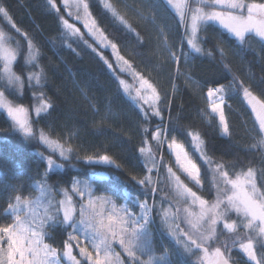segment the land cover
<instances>
[{"label":"trees","instance_id":"trees-1","mask_svg":"<svg viewBox=\"0 0 264 264\" xmlns=\"http://www.w3.org/2000/svg\"><path fill=\"white\" fill-rule=\"evenodd\" d=\"M52 2L55 8L49 0H0L11 18L9 23L0 14L4 34L0 41L13 50L12 74L20 77L19 84H9L0 59V92L5 94L3 101L30 112L33 130L25 137L0 108V226L12 224L14 215L21 216L16 204L30 202L41 187L57 196L76 180L104 173L106 178L93 181V195L124 189L150 208V221L137 233L138 240L132 226L126 228L125 246L112 243L119 264H198L195 257L201 255L205 264L203 251L193 245V253L187 254L165 233L162 211H173L176 228L184 234L179 239L188 243L180 220L184 191L194 192L205 204L213 203L218 195L216 179L224 181L222 169L229 180L251 170L257 189L264 192V132L250 97L244 94L247 88L264 103L263 38L251 32L238 42L215 22H203L201 51L195 52L186 43L184 24L164 0H83L97 35L108 45L99 49L71 21L61 1ZM253 3L264 0H245ZM64 21L77 25L80 33L70 32ZM113 53L123 58L119 62L124 71H119ZM141 77L155 90L153 105L141 98L137 85ZM127 84L135 97L125 93ZM209 89L216 94L209 97ZM36 98L45 108L34 116ZM219 100L227 134L221 133L209 109ZM157 111L159 116L153 114ZM158 131L160 136L153 139ZM41 134L61 147L65 156L50 153L40 142ZM193 136L200 141L199 150ZM173 141L197 165L200 187L175 167L165 149V143ZM104 155L113 163L101 161ZM47 159L58 166L49 169ZM57 220L52 216L44 224L42 240L56 250L62 264H72L63 252L74 232ZM220 228L216 241L206 247L223 248L229 233ZM71 244L79 264H90L80 254L82 244L73 240ZM0 247L6 249V241H0ZM253 248L264 264V245L255 242ZM126 249L135 253V259ZM225 255L232 264H256L236 245Z\"/></svg>","mask_w":264,"mask_h":264},{"label":"rangeland","instance_id":"rangeland-1","mask_svg":"<svg viewBox=\"0 0 264 264\" xmlns=\"http://www.w3.org/2000/svg\"><path fill=\"white\" fill-rule=\"evenodd\" d=\"M60 1L64 9H66V12L69 18L71 19V21L73 23L78 24L80 28L82 29V31L96 43L99 49L108 48V45L105 42L101 43L102 40L97 35V33L93 35L89 31V29L92 27V21L89 18L88 14H85L84 12L83 0L82 2L81 0H67V6H66V0H60ZM164 1L167 2L171 10L180 18V20L184 24L185 40L189 48L197 52L195 48H193L192 44L188 43V41L192 40V42L201 49V46L199 43V26L201 23H203V21H199V20L197 21V31L195 34H193L192 18L195 15H199L200 11L210 12L216 9H211L214 6L209 2V0H190V1H193V3H190L189 0H172L171 3H169V0H164ZM78 3L80 4L79 8L76 7ZM206 6L211 7V8H208ZM68 24L72 25V28H69L70 32H72L73 34L80 33V30L77 28V25L71 24V23H68ZM73 29L78 30V32H73ZM225 31L229 35H231L233 38H235L238 42H241V40L236 38L234 35L230 34L227 30ZM109 49L111 50V47H109ZM7 55L15 56L13 50L0 41V59L2 60V63H3V71L5 73L4 75L6 76V80L7 79L9 80L10 74L5 72V65L7 63V61L5 60V56ZM113 55H114V60L116 62V65L119 71L121 72L124 71L125 70L124 66L120 64V62L117 60V54L113 53ZM14 62H15V59L12 60L10 64H8L11 74L13 72ZM137 85H138L139 91L142 92L141 98L146 103L153 105L156 99L151 89L147 85H144L142 87V81H138ZM124 91L127 95L131 97H135L128 84L124 86ZM219 101L213 103L214 104L213 108L218 107V111L213 112L212 110L211 113L213 115L219 114L222 111L223 103L222 101L220 102ZM3 102L8 103L6 102V100H4ZM253 103L254 102L251 101L250 103L251 106H253ZM11 106L16 108V106H13V105ZM44 108H45V105L42 103V101L36 98L31 108V112L34 116H36L38 115L37 110L38 109L40 110L39 112L40 114L41 112L44 111ZM258 108L259 107H257V109ZM3 110L6 112L5 108H3ZM25 110H26V118L29 124L30 112L27 109ZM255 112L257 113V111ZM21 118L22 119L25 118V114H21ZM217 121L219 124L220 123L219 120ZM222 126L223 128H220L221 133L225 134L224 132L225 122ZM197 138H198L197 136H193L192 140L197 150H199L200 141ZM40 142L46 147V149L50 153L56 154L58 157L65 156V154L64 156H61L62 148L59 147L58 145L51 142L52 146H49V144L44 143L42 140ZM172 144L173 142L165 143V149L171 155L175 167L178 169L180 173H182L187 178L188 181L193 183V185L200 187V183L197 184L194 180H192L187 175V173H185L182 170L180 165L177 163L175 152L172 150V148L169 147V145H172ZM57 166H58L57 163L53 161L51 165L48 164L49 169L56 168ZM150 166L153 168L152 164ZM248 172L249 171L243 172L231 180H235L237 177H240L243 180L247 177ZM106 177L107 176L104 173H96L93 177L88 178L87 180H76L73 183V185L70 186L68 190H61L60 193L57 194V196L56 194H48V191L44 187H41L39 193L34 198H32L30 202L23 201V202H18L16 204L15 209L17 213L22 212V215L21 216L14 215L13 223L16 222V217L19 216L20 222L25 227H30L33 231H38L40 233H41V229L43 228L44 224L52 220V216H55L58 219L57 221L62 222V224H65L62 220L63 219V209L61 208V202H64L65 207L70 206L74 209V213H73L74 221L69 224H65V225H69L71 230L74 232V235L72 236L79 238V241H80L79 244H82L83 247H86L88 251L92 253L93 260L96 258V247H98L100 249V259L103 260L105 264H119V260L117 256L115 255V252L113 251V247L110 246L107 252V256H105V251H104L105 244L101 242L102 237L99 233L100 232L107 233L108 241L110 245H112L113 242L120 244L119 239L121 238L126 239V232H122L120 230L130 227L129 226L130 221H129L128 214L130 213L133 219L137 220L138 223L143 225L140 229L142 230L147 225V223L150 221V208L146 204V202L139 200L137 196H135L134 194L124 189L121 190L120 192L117 191L116 189L114 190L110 189L101 195H93V189H94L93 181L96 179H102ZM199 177H200V173H199ZM251 179L255 183L254 173ZM215 183H216L218 195H216V198L213 201V203L203 205V210H206V216L204 220L200 219V213L202 211V206L200 204V201L196 199L195 197H193L190 194L191 193L190 191L188 192L184 191L185 194L182 195V200H181L184 206V210H181L182 212L181 216H183L184 214L183 216L184 218L181 217L180 219L181 223L185 226L183 227L184 233L186 235L191 233L192 235L197 236V237L208 236L209 226L211 222L210 220H208L207 217L213 214L211 211L212 206L216 204L218 201H223V203H221L220 205V209H218V211L223 212V219H220L218 223L214 226L215 234L213 235L212 239L207 242L206 246H209L210 243H213L214 241H216L217 237L220 235L219 234V231L221 229L220 227L224 229V233H229L228 236L224 237L225 243L223 244L224 246L222 245L223 246V248L221 249L222 252L225 251L226 245L228 246L229 249L232 246L236 245V247L241 248L242 250H243L242 245H246L249 242L253 244V247L255 245V242H259L264 245V237H261L259 235L258 230H254L256 228L255 223L253 224V229L246 228L244 226L246 221L244 220L242 214L238 215L235 211H232V210H229L227 212L223 211L225 204L227 203L228 196L233 195V193L236 190L233 189L230 184L225 183L223 180L219 178L216 179ZM115 198L120 199L119 203H115L114 201ZM69 201H70V204H69ZM141 204L146 205L147 211H145V209L140 207ZM58 209L60 210L58 211ZM109 215H112L113 222H115V225H116L117 235L115 239H113L111 231L108 229L109 222L107 221V217ZM143 216L148 217L147 223L143 222V219H142ZM162 216H163L164 226L166 229L165 233L171 239H173L174 242L182 246L185 253L187 254L193 253V250L189 252L185 249V244L187 242L184 243L183 240L179 239V236L177 234L176 224L174 223L173 211L169 208H165L162 211ZM101 219H103L105 222V227L103 229H101L100 224H99V220ZM81 220H83L84 223H80L79 221ZM125 221H128V222L125 223ZM233 221L236 222V226L234 230L229 231L228 229L224 228L225 222L232 223ZM86 225H90V226L86 228ZM135 227H138V225H135ZM238 228L242 229V230L241 229L239 230L240 232L242 231V233L240 232L238 233L236 231ZM178 240L180 241L179 243L177 242ZM73 242L77 244L76 239H73ZM93 243H95L96 247L93 246ZM6 247H7V243H6ZM192 248H193V245L191 246V249ZM207 248H208V256L205 258V260L207 259V262L205 261V264H214V258L212 256V253L214 252L216 246L207 247ZM41 255H43V253H41ZM201 257L198 259L195 257V261L198 264H201L202 260L204 259ZM48 259L51 264V261L53 260V258L49 255ZM55 261H56V264H62L58 255H56Z\"/></svg>","mask_w":264,"mask_h":264},{"label":"snow or ice","instance_id":"snow-or-ice-1","mask_svg":"<svg viewBox=\"0 0 264 264\" xmlns=\"http://www.w3.org/2000/svg\"><path fill=\"white\" fill-rule=\"evenodd\" d=\"M82 2V0H81ZM172 0H169V3H171ZM49 3H52L53 8H55V4L52 2V0H49ZM210 3L218 8V10H213L210 12H203L200 11L199 15L193 16L192 20V32L193 34L197 31V21H203V22H216L218 23L223 29L227 30L230 34L234 35L239 40L243 41L245 39L246 34L255 32L258 36L261 38H264V4H245V0H210ZM66 6H67V0H66ZM80 4L78 3L76 5L77 8H79ZM83 9L85 14H87L88 11V4H83ZM0 14L3 15L4 18L9 20V23H11V18L9 16V12L6 10L5 7L0 6ZM65 26L68 28H72V25L67 24V21H64ZM87 26V25H86ZM12 27L16 29L17 32L20 31L19 28L16 27L15 24H12ZM89 31L95 35L96 31L98 29H95V21H92V27L89 29ZM73 32H78V30L73 29ZM3 33L0 32V39H3ZM85 43H87L85 41ZM103 43V41H101ZM189 44H192L193 48L197 52H200L201 49L197 47L192 40L188 41ZM112 49L115 51L116 45H111ZM15 59V56L7 55L5 56V60L7 61L5 65V72L10 74L9 84H12L13 82L19 84L20 77L15 76L14 74L10 73V69L8 67V64L11 63L12 60ZM123 58L120 57L117 54V60L120 61ZM107 63V61H105ZM124 64H128V62L125 60L123 61ZM129 69L131 68V65L128 66ZM123 70V69H122ZM135 75V73H133ZM142 80V87L144 85H147L149 88H151V85H148V82L146 80H143V78H140ZM155 93V90H153V94ZM244 94L246 97H250L251 101L253 103V111H257V118L259 120V126L260 131L264 132V103H261L259 100L256 99L255 96H252L251 92L248 91L247 88L244 89ZM4 92H0V108H5L7 112V116L11 118V120L14 123V126L17 131H19L21 134H23L25 137H29L33 135V130L28 124L27 118H26V110L23 107H12L10 104L3 102ZM214 95V91L212 89H209L208 96L211 97ZM257 106L259 107V111L257 109ZM213 112L218 111V107H214ZM40 110H37V114L39 115ZM21 114H25V118H21ZM154 115L159 116L160 112H154ZM220 123L221 125L224 124V115L223 113L220 114ZM225 134H227L228 129L227 127L224 128ZM160 132L158 131L156 135L153 137V139H157L160 136ZM40 139L44 142L51 145V142L47 141L46 138L41 134ZM198 139V138H197ZM170 148L175 152L176 161L182 168V170L187 173V175L194 180L197 184L200 183L199 180V170L197 168V165L193 163L187 153L184 151L183 146L180 144L175 143L173 141L172 145H169ZM71 151V149H69ZM141 152L144 151L143 148L140 149ZM61 156H64L63 150H61ZM67 158V157H65ZM100 160L106 163H113V161L110 159L109 156L104 155L100 157ZM89 161H91V158H89ZM48 164H52V160H48ZM151 169H149L150 171ZM169 173L173 176L174 173L171 172V169H169ZM221 176L224 179V182L227 184H230L233 189L236 191L233 193V195L228 196L227 203L224 207V212H227L229 210L235 211L238 215L242 214L244 220L246 221L245 227L249 229H253V224L255 223L256 228L254 230H258V233L261 237H264V192L259 191L256 188L255 183L251 179L253 176V173L251 170L247 173V177L245 179H241L240 177H237L235 180H229L228 179V173L220 171ZM177 184L180 183L179 177H176ZM140 183H144V181H140ZM247 185V187H246ZM190 191V190H188ZM193 197L196 199H199V197H196V194L194 192L190 193ZM16 199L19 201L20 197L17 196ZM223 203V201H218L216 204L212 206V215L208 216V220H210V226H209V235L208 236H201L197 237L192 235L191 233L188 235V243L185 244V249L189 252L192 251L191 246L194 245L195 248L200 249L204 252L205 257L208 256V248L206 247V244L209 240L212 239L213 235L215 234V225L218 223L220 219H223V212L218 211L220 209V205ZM70 204V201H69ZM200 204L202 206V211L200 213V219L204 220L206 216V210H203V205L205 204V201L200 200ZM11 207V206H10ZM141 208L145 209L147 211L146 205L141 204ZM61 208L63 209V222L65 224H69L73 222V213L74 209L70 206L65 207L64 202H61ZM60 209H58L59 211ZM129 221H130V227L138 225V227H133V234L135 235L136 239L138 240L137 233L140 231L142 224L138 223L137 220L132 218V215L129 213ZM143 222L147 223L148 217L143 216L142 217ZM108 223V229L111 231L113 239H115L117 232H116V225L115 222H113L112 215H109L107 217ZM80 223H84L83 220L79 221ZM128 221H125L127 223ZM99 224L101 229L105 227V222L103 219L99 220ZM90 225H86V228ZM236 226V222L233 221L232 223H224V228L228 229L229 231L234 230ZM95 231V229H94ZM120 231L126 232L127 229H121ZM102 237L101 242L105 244V256H107L108 249L110 248V243L108 241L107 233L100 232L99 233ZM178 235H184L183 233L179 232V229H177ZM73 239L77 240V246H79V238L72 236L69 234L68 236V243H66L65 248L66 250L63 252V255L68 258L69 261L72 262V264H79V262L76 260V258L72 255V244L71 241ZM0 241H6L7 247L4 249L3 247H0V264H50V261L48 259L49 255L53 258L51 261V264H56L55 257L57 255L56 250L54 248H51L48 244H44L42 242L41 233L38 231H33L30 227H25L20 222V217H16V222L12 224H6L4 226H0ZM180 242L179 240L177 241ZM119 243L121 246H125L126 241L121 238L119 239ZM93 246L96 247L95 243H93ZM243 251L247 253L248 258L251 261L256 262V264H261L260 260L257 259V255L254 251L253 244L249 242L246 245H242ZM228 250L227 246H225V251L222 252L220 247H216L214 252L212 253V256L214 258V264H229V259L226 257L225 253ZM79 251L81 256H83L86 260L90 262V264H105L103 260L100 259V249L96 247V258L93 260L92 253L88 251L86 247L80 246ZM128 251V255L130 257H133L135 259V253L131 250L126 249ZM43 253V255H41Z\"/></svg>","mask_w":264,"mask_h":264},{"label":"crops","instance_id":"crops-1","mask_svg":"<svg viewBox=\"0 0 264 264\" xmlns=\"http://www.w3.org/2000/svg\"><path fill=\"white\" fill-rule=\"evenodd\" d=\"M220 102V101H219ZM223 103V102H222ZM213 106H214V104L213 105H211L210 107H209V109H210V111L212 112V108H213ZM221 113H222V111H221ZM221 113H219V114H215V116H216V118H217V120H219V122H220V114ZM219 125H220V128H223V126L221 125V123H219Z\"/></svg>","mask_w":264,"mask_h":264},{"label":"water","instance_id":"water-1","mask_svg":"<svg viewBox=\"0 0 264 264\" xmlns=\"http://www.w3.org/2000/svg\"><path fill=\"white\" fill-rule=\"evenodd\" d=\"M229 264H232V263L229 262Z\"/></svg>","mask_w":264,"mask_h":264}]
</instances>
